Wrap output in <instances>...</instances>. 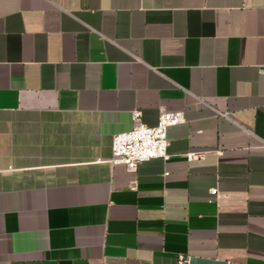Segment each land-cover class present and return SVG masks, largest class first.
I'll use <instances>...</instances> for the list:
<instances>
[{"label":"crops","instance_id":"obj_1","mask_svg":"<svg viewBox=\"0 0 264 264\" xmlns=\"http://www.w3.org/2000/svg\"><path fill=\"white\" fill-rule=\"evenodd\" d=\"M263 67L264 0H0V264H264Z\"/></svg>","mask_w":264,"mask_h":264},{"label":"built area","instance_id":"obj_2","mask_svg":"<svg viewBox=\"0 0 264 264\" xmlns=\"http://www.w3.org/2000/svg\"><path fill=\"white\" fill-rule=\"evenodd\" d=\"M140 116L141 112L135 111L136 124L132 130L113 136L109 159L111 164H125L127 168L134 170L140 164L153 158H162L165 161L171 159L168 130L170 127L185 121L184 112L162 110L155 125L145 124L141 121ZM198 156L199 154L195 152H189L186 155L188 160ZM211 192L216 194L217 189H213ZM185 263L186 259L181 256L179 264Z\"/></svg>","mask_w":264,"mask_h":264}]
</instances>
